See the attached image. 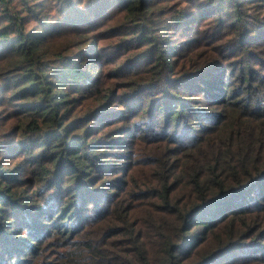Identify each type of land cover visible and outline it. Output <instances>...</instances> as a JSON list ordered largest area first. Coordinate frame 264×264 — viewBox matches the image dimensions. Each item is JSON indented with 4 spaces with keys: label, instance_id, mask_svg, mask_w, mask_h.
<instances>
[{
    "label": "trees",
    "instance_id": "1",
    "mask_svg": "<svg viewBox=\"0 0 264 264\" xmlns=\"http://www.w3.org/2000/svg\"><path fill=\"white\" fill-rule=\"evenodd\" d=\"M77 1L0 0V45H5L0 48V87L3 91L12 89L13 94L9 97L18 92L19 95L14 96L16 102L31 106L26 107L27 111L21 109V113L35 123L29 133L35 136L47 134L54 141L53 147L62 149L53 153L48 148L52 144L40 147L48 156L32 161V164H37L39 179L43 178L46 188L53 190L71 185V192L65 199L58 198L49 213L40 212L41 224H54L49 236L33 239L31 245L19 246L18 258L12 261L16 264H40V254L52 243L50 238L59 236L67 244L74 243L66 246L70 249L60 257V261L47 260L42 264H264V52L255 50L264 47V36L246 38L249 30L251 32L246 23L249 20L246 11L253 8L247 3L257 0H185L189 6L202 2L198 3L201 8L204 6L201 21L214 19L215 26L219 24L221 27L219 34L239 28L234 39L225 41L226 47L236 44L239 48L237 52L241 51L242 56L230 68L231 77L223 82V96L210 103L198 98L204 107L215 108L214 112H209L212 115L209 119L216 121L202 128L197 126L195 132L189 129L187 134L179 135L177 131L170 136L167 128L158 132L153 124L148 126L145 123L138 138L155 141V144L158 139L164 138L173 144H165L164 150L156 145L146 153L138 151L140 156L137 153L135 162L144 161L146 167L135 175H131L130 171L122 182L116 179L111 182V179L105 178V187L110 188L109 182L116 185L105 198V205L96 203L93 207L78 206V202L84 198V192L94 189L97 178L89 180L94 173L92 169L108 152L98 153L97 156L98 146L95 144L79 145L70 137L65 141V137L59 136L55 129L61 120L59 112L67 102L60 108L53 102L68 100V95L62 92L63 85L69 81L80 84L86 79L80 64L72 62L64 52H58L61 48L53 49L51 41L53 36L66 29L53 28L51 22L60 16L57 15L60 10L62 17L59 23H63ZM158 1L165 3L170 0H122L120 8L128 18H135L154 13ZM221 1L226 3L217 6ZM261 1L264 3V0ZM89 2L91 0L86 4ZM165 11L166 5L158 10L164 16L158 22L161 31L170 22L177 25L197 14L195 9L172 19L175 13L170 15L172 20L169 21ZM34 22L42 24L43 30L34 28L26 31L28 25ZM249 22L258 24L261 20L252 19ZM144 23L150 29L158 28ZM144 23L140 30H146ZM147 38L144 35L142 41ZM166 51L160 45L154 62L157 60V66L164 73L173 74V69L166 68L169 64L165 58ZM63 59L67 65L61 71L62 75L58 76L52 70L51 74L47 72L55 68L49 65ZM201 69L196 68L187 76L188 80L195 79L199 74L221 73L229 67H216L210 72H201ZM47 76L52 79H45ZM166 78L164 74L157 76L153 83ZM19 84L22 85L17 88ZM209 84L205 82L203 86ZM170 89H165V92H170ZM180 114L175 113L169 118L171 126L177 123ZM63 116L66 117L65 114ZM174 116L176 119H172ZM165 117L162 126L166 125L169 114ZM126 129L131 133L130 128ZM63 132L66 134L67 130ZM179 141L186 143L180 145ZM119 144L122 145L121 142ZM86 146H94V149H88L89 157L78 152L86 151ZM112 148L113 142L109 144V150ZM72 150H76V156L69 159ZM90 157L97 159L91 160ZM48 160L53 165L52 171L51 166H44ZM105 166L108 171V164ZM109 171L114 172L115 169ZM4 172L0 169L1 179L5 178ZM52 174L55 175L54 180H51ZM10 185L6 182L0 189L5 203L1 205L0 217L9 210L8 205L28 204V198L21 201L22 194H15ZM28 207L30 211L31 205ZM86 216L90 219L74 230L59 228L66 219L71 218L70 225ZM33 226H29V232L35 228ZM19 231H14V241L21 240ZM72 235L74 239H71ZM76 246L79 251H73ZM9 250L6 247L5 254ZM28 254L34 259H26Z\"/></svg>",
    "mask_w": 264,
    "mask_h": 264
},
{
    "label": "rangeland",
    "instance_id": "2",
    "mask_svg": "<svg viewBox=\"0 0 264 264\" xmlns=\"http://www.w3.org/2000/svg\"><path fill=\"white\" fill-rule=\"evenodd\" d=\"M78 1L68 11L63 23H59V19L62 17V11L59 10L57 15L60 16H57L51 24H53V28L66 29L63 33L53 36L51 41L53 49L61 48L62 50L58 52H64L66 57L70 56L72 62L76 61L80 64V69L86 79L80 84L69 81L68 84L63 85L62 92L68 95V100H55L53 103L59 105L60 108L67 102L58 115L61 120L59 127L55 129L59 136L65 137V141L70 137L76 144H95L94 146H98L97 154H95L97 156L98 153L108 152L106 157L99 159L100 164L92 169L94 173L89 180L97 178L94 189L84 192V198L78 202V206L93 207L96 203L105 205V198L111 193L110 189L116 185L109 182L107 184L110 188L105 187L103 185L105 178L111 179V182H114L115 179L122 182L130 171L131 175H135L134 173H138L140 169L146 167L147 163L144 161L136 160L135 162L137 153L140 156V152L145 151L146 153L156 145L164 150L165 144H173L164 138L158 139L156 144L155 141L138 138L145 123L148 126L153 124L155 131L158 132L167 128L170 131L168 134L170 136L177 131L179 135L187 134L189 129H193L195 132L197 126L202 128L204 125L216 121V119L213 121L209 119L212 116L209 112H214L215 108L204 107L199 101L210 103L213 99L216 100L223 96L224 93L221 89L224 86L223 82L224 80L227 82L231 77L230 68L239 61L242 53L241 51L237 52L239 48L236 47V44L225 46V41L234 39L238 35L239 28L227 30L223 35L219 34L221 27L219 24L215 26L214 19L201 21L204 17L202 16L204 6L200 7L198 3L203 4L200 1L193 3L192 6L186 5L185 0H170L165 3L158 1L153 9L154 13L149 12L135 18L132 16L128 18L126 12L122 11L123 9L120 8L122 0H91L88 4L86 3L90 0ZM225 3V1H221L217 6L221 7ZM164 5H166L165 13H168L169 21L177 18L182 12L196 9L197 14L177 25L170 22L166 29L161 31L158 22L164 16L158 10ZM247 6L253 7L246 11L247 20H261V22L251 24L248 20L246 23L251 32L249 30L245 37L264 36V3L257 0V2H248ZM172 14L175 16L171 19L170 15ZM223 17L227 18L224 15ZM128 19L130 20L126 21ZM144 22H147L151 27L158 28L150 29ZM142 23L146 24V30L139 29ZM28 26L29 29L26 31L34 28V30H43L42 24L39 22L31 23ZM47 27L48 25L44 31L47 30ZM215 30L217 31L213 33ZM261 31L262 34H260ZM144 35L148 37L146 41H142ZM87 41L91 43L85 44ZM160 45L167 49L165 58L169 64L166 68L173 69V74L164 73L157 66V60L154 62V58L157 56L156 50ZM4 46L2 44L0 48ZM255 50L264 52V47H257ZM224 54L227 56L224 57ZM64 60L49 65V67L55 68H51L47 72L51 74L52 70L56 75H62L61 71L67 65ZM172 63H174L173 66ZM226 66L229 67V70H224L221 73L199 74L191 81L188 80L190 78H187L199 67L202 68L201 72H210L215 71L216 67L223 69ZM163 74L168 78L156 81L157 84L153 83L154 78L161 77ZM48 77L45 79H52ZM205 82L210 84L203 86ZM167 88H171V91L165 92ZM11 90V88H7L3 91L0 87V169L5 171L2 173L5 176L3 179H1L0 173V189L5 186L6 182H9L15 194H22L21 201L28 198V204L21 202L19 206L8 205L6 207L9 210L0 217V264H16L12 260L18 258L19 246H28V244L31 245L33 239L49 236L50 229L54 224H41L39 222L40 212L49 213L52 210L51 205H54L58 198L65 199L71 192V185L53 190L46 188L43 178L39 179L41 177L38 176L37 164H32V161L36 158L37 160L46 158L47 152L40 147L52 144L54 141H51L47 134V136H35V134L29 133L35 123H32L27 115L21 113V109L27 111L26 107L31 106L16 102L14 96L19 95L18 92L9 97L13 94ZM60 96L62 97V95ZM198 98H200L199 101ZM17 99L22 100L23 98ZM184 111L185 114H183ZM178 112H181L179 120L171 126L169 118L175 113L178 115ZM64 114L66 117L63 116ZM166 114H169V117H167L166 125L162 126ZM172 119H176V117L174 116ZM136 123H138L137 126ZM127 127L131 129V133H128ZM64 130H67L66 134H64ZM112 142L113 148L109 150V144ZM130 142H133V145H129ZM123 143L128 145L123 146ZM136 143L138 144L136 145ZM178 143L183 145L186 142L179 141ZM94 146H86V151L78 152L89 157L88 149H94ZM48 148L53 150V153L62 150L61 147L55 149L53 144ZM75 151L72 150V153H69V159H74ZM90 159L97 158L90 157ZM106 164H108L109 170L113 168L115 171H107ZM44 166H51V171L53 169L49 160ZM54 179L55 175L52 174L51 180ZM3 201L4 198L0 196V211H2L1 205L5 204ZM29 205L32 208L30 211L27 209ZM66 209L68 210L69 206ZM88 219L90 216L69 225L71 221L69 218L61 223L59 228L74 230L73 228L85 224ZM30 225H34L35 228L29 232ZM9 230L12 232L9 233ZM15 230H20L18 237L21 240L19 241L13 240ZM70 237L71 239L75 238L73 235ZM49 241L52 243L40 254V264L47 260L60 261V257L70 249L66 246H71L72 243L67 244L59 236L50 238ZM22 242H26V244H20ZM6 247H9L10 250L5 254ZM72 249L79 251L77 246ZM26 259L32 260L34 257L28 254Z\"/></svg>",
    "mask_w": 264,
    "mask_h": 264
}]
</instances>
